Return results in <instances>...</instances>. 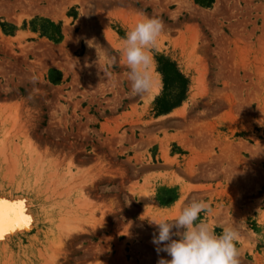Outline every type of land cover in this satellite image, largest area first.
I'll use <instances>...</instances> for the list:
<instances>
[{"label": "rangeland", "instance_id": "374dc122", "mask_svg": "<svg viewBox=\"0 0 264 264\" xmlns=\"http://www.w3.org/2000/svg\"><path fill=\"white\" fill-rule=\"evenodd\" d=\"M203 1L0 0V264H264V0Z\"/></svg>", "mask_w": 264, "mask_h": 264}, {"label": "trees", "instance_id": "16d2710c", "mask_svg": "<svg viewBox=\"0 0 264 264\" xmlns=\"http://www.w3.org/2000/svg\"><path fill=\"white\" fill-rule=\"evenodd\" d=\"M212 2V0H204L201 3L210 5ZM159 71L163 76L164 92L157 100V112L158 115H167L181 106L186 98L189 82L177 66L170 61L161 63ZM172 96L174 99L171 98Z\"/></svg>", "mask_w": 264, "mask_h": 264}, {"label": "bare ground", "instance_id": "6f19581e", "mask_svg": "<svg viewBox=\"0 0 264 264\" xmlns=\"http://www.w3.org/2000/svg\"><path fill=\"white\" fill-rule=\"evenodd\" d=\"M160 88L161 84L158 80V82L154 83L153 90L157 93ZM14 206L7 202L0 204V242L6 240L11 234L24 232L29 229L27 227L29 223L28 218L24 216L25 214H23L21 208L18 209Z\"/></svg>", "mask_w": 264, "mask_h": 264}]
</instances>
